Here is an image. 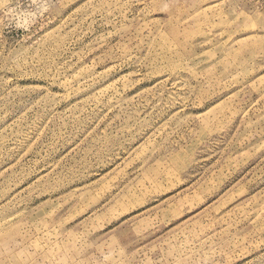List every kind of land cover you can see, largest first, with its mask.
I'll list each match as a JSON object with an SVG mask.
<instances>
[{"label":"rangeland","instance_id":"1","mask_svg":"<svg viewBox=\"0 0 264 264\" xmlns=\"http://www.w3.org/2000/svg\"><path fill=\"white\" fill-rule=\"evenodd\" d=\"M0 264H264V0H0Z\"/></svg>","mask_w":264,"mask_h":264}]
</instances>
